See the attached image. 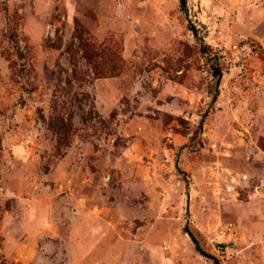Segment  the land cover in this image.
Segmentation results:
<instances>
[{"label":"rangeland","instance_id":"1","mask_svg":"<svg viewBox=\"0 0 264 264\" xmlns=\"http://www.w3.org/2000/svg\"><path fill=\"white\" fill-rule=\"evenodd\" d=\"M263 129L264 0H0V264H264Z\"/></svg>","mask_w":264,"mask_h":264},{"label":"crops","instance_id":"2","mask_svg":"<svg viewBox=\"0 0 264 264\" xmlns=\"http://www.w3.org/2000/svg\"><path fill=\"white\" fill-rule=\"evenodd\" d=\"M260 133H262V135L264 136V129L262 131H258V133L256 135H254L252 142L254 144V148L252 149V153H253V158L252 161L250 162V169H248V173H250L251 175L255 176V190H251L249 195L252 198V201L255 203L256 205V212H260L262 211L264 213V147H261L258 143H256V141L254 140L255 136L261 135ZM255 142H254V141ZM68 159V157H66ZM61 162H65L68 163V161L65 160L64 161H60ZM59 164V163H58ZM87 178L84 177L83 180H86ZM63 200H65V197L63 196ZM64 210L68 211L71 207H66L64 206ZM67 209V210H66ZM50 210H45V207H43L42 205H34L32 209L27 210V215H26V220H27V225L32 228L36 223L38 222H42V220H44L45 224L50 225V223L52 222V217L50 216ZM60 220H62L63 222H67L66 218H60ZM257 222L259 223H264V217L261 220H257ZM30 237H33L32 233H29ZM91 241L88 240L85 244L90 245ZM32 249V248H31ZM30 251V249H29ZM26 253V252H25ZM23 252V255H18V257H13V259L18 260L20 259L22 261V263L24 264H28V259H32L33 258V251L31 253L25 254ZM57 256L61 257L62 259H68L69 261L71 260H75V259H80L82 258L83 255L81 254H74V253H69V254H57ZM58 257V258H59ZM50 259V258H48Z\"/></svg>","mask_w":264,"mask_h":264},{"label":"trees","instance_id":"3","mask_svg":"<svg viewBox=\"0 0 264 264\" xmlns=\"http://www.w3.org/2000/svg\"><path fill=\"white\" fill-rule=\"evenodd\" d=\"M179 2H180L181 7H184L185 4H186V0H179ZM214 75L217 76V82H219V77H220L219 69H217L215 71ZM214 100H215V96L212 97V101H214ZM188 233H189V235L191 237L192 242L194 243L195 249L197 251H199L200 253L204 254V251L201 249V247H200L198 241L196 240V238L190 232H188ZM215 264H217V261H215Z\"/></svg>","mask_w":264,"mask_h":264},{"label":"built area","instance_id":"4","mask_svg":"<svg viewBox=\"0 0 264 264\" xmlns=\"http://www.w3.org/2000/svg\"><path fill=\"white\" fill-rule=\"evenodd\" d=\"M232 48H233V49H237V45L233 44V45H232ZM164 247L167 248L166 245H165Z\"/></svg>","mask_w":264,"mask_h":264}]
</instances>
